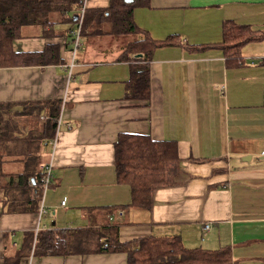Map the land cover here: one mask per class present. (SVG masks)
<instances>
[{
    "label": "crops",
    "instance_id": "obj_1",
    "mask_svg": "<svg viewBox=\"0 0 264 264\" xmlns=\"http://www.w3.org/2000/svg\"><path fill=\"white\" fill-rule=\"evenodd\" d=\"M111 1L87 0L81 26L76 16L71 31L61 24L44 36L33 28L12 42L18 53L54 45L58 63L0 67V124H10L14 136L41 134L54 101L61 120L40 145L38 211L10 213L0 202V264H128L124 252H36L44 231L94 229L113 237L111 227L122 242L180 236L189 249L229 247L233 264H264V37L240 46L235 62L219 45L226 21L264 34V0H125L141 32L121 42L129 35L111 34L109 19L96 18ZM87 13L95 18L82 35ZM144 34L179 36L181 43L153 51L148 97L127 99L141 55L120 58ZM122 134L176 145L178 158L167 163L166 183L153 188L148 211L128 206L131 189L117 181L114 144Z\"/></svg>",
    "mask_w": 264,
    "mask_h": 264
},
{
    "label": "trees",
    "instance_id": "obj_2",
    "mask_svg": "<svg viewBox=\"0 0 264 264\" xmlns=\"http://www.w3.org/2000/svg\"><path fill=\"white\" fill-rule=\"evenodd\" d=\"M139 2L136 1L135 3ZM146 1H144V4ZM136 5V4H135ZM134 4L125 0H112L105 11L96 10L98 20L109 19L112 23L111 34L128 35L140 33L132 19ZM83 7V0H0V67H16L58 63L59 55L54 45L40 53H18L13 50L12 42L16 38L26 37L33 28L42 30L48 36L58 25L76 24V16ZM108 14V16H107ZM95 16L87 13L82 26V35L88 30L89 22ZM28 32V33H26ZM264 37L262 32L247 25L226 21L223 24V40L219 44L228 60L236 61L238 48L250 41ZM179 36L165 40H154L148 34L127 45L120 60L129 61L132 56L136 65L132 66V76L127 82V99L147 98L150 88L149 63L153 51L158 48L180 44ZM60 102L50 104L51 120L45 124L41 134L30 133L26 136H14L10 124H0V142H8L0 147V202L8 206L10 213H32L38 211L43 194L40 158L42 141L54 137L56 119L59 117ZM115 170L117 181L131 189L132 200L128 205L148 211L152 203V191L155 186L166 183V165L178 158L176 145L170 141H153L149 136L122 134L114 144ZM8 163H20L22 168L7 172L3 168ZM108 229V227H106ZM114 236L102 234L94 229L79 231H44L39 233L36 252L68 254L124 252L128 264H233L229 247L216 251L202 248H186L180 236H147L122 242L118 228L111 227ZM95 246V248H93Z\"/></svg>",
    "mask_w": 264,
    "mask_h": 264
},
{
    "label": "built area",
    "instance_id": "obj_3",
    "mask_svg": "<svg viewBox=\"0 0 264 264\" xmlns=\"http://www.w3.org/2000/svg\"><path fill=\"white\" fill-rule=\"evenodd\" d=\"M87 0H83V5L86 3ZM84 12H85V8L82 7L81 11H80V14H78L77 16V19H78V23H79V26H81L82 24V20H83V17H84ZM79 30H80V27H79ZM74 35L76 36V40H75V44L76 46H78L79 44V41L80 40V37H79V31L77 33L74 32ZM56 122H57V132L59 131V128L61 125V120H60V116L56 119ZM264 155V153H263ZM45 169V174H44V177H43V186H44V190L46 191L47 188L49 187L50 185V182L52 180V167L50 165L46 166ZM66 198H64V200H62V205H65L66 204ZM120 214L122 215V212H120ZM209 230V225L207 224L205 227H204V231H208Z\"/></svg>",
    "mask_w": 264,
    "mask_h": 264
},
{
    "label": "rangeland",
    "instance_id": "obj_4",
    "mask_svg": "<svg viewBox=\"0 0 264 264\" xmlns=\"http://www.w3.org/2000/svg\"><path fill=\"white\" fill-rule=\"evenodd\" d=\"M61 27V29L63 28V29H65L64 28V26H60ZM129 35V34H128ZM133 39H135L133 36H125V37H119L117 40H120V42L121 41H123V40H133ZM6 171L7 172H13V171H15V169L11 166V165H6ZM45 216H44V219H43V223H47L48 221H46L45 220Z\"/></svg>",
    "mask_w": 264,
    "mask_h": 264
},
{
    "label": "water",
    "instance_id": "obj_5",
    "mask_svg": "<svg viewBox=\"0 0 264 264\" xmlns=\"http://www.w3.org/2000/svg\"><path fill=\"white\" fill-rule=\"evenodd\" d=\"M126 2H132V0H126Z\"/></svg>",
    "mask_w": 264,
    "mask_h": 264
}]
</instances>
